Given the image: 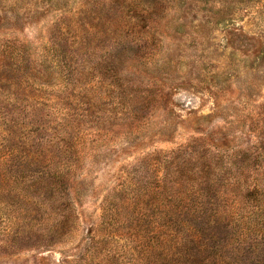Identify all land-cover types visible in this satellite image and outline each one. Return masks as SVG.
<instances>
[{
  "label": "rangeland",
  "instance_id": "obj_1",
  "mask_svg": "<svg viewBox=\"0 0 264 264\" xmlns=\"http://www.w3.org/2000/svg\"><path fill=\"white\" fill-rule=\"evenodd\" d=\"M2 140L0 264H264V0H0Z\"/></svg>",
  "mask_w": 264,
  "mask_h": 264
},
{
  "label": "trees",
  "instance_id": "obj_2",
  "mask_svg": "<svg viewBox=\"0 0 264 264\" xmlns=\"http://www.w3.org/2000/svg\"><path fill=\"white\" fill-rule=\"evenodd\" d=\"M6 98H7V100L9 101V102H11V101H15V99H11V97L10 96H6ZM8 107V106H7ZM15 109H13V113L14 112H16V110L14 111ZM17 114H19L18 112H17ZM12 122H13V126H15V127H20V126H22V124H20L18 121H17V119H12ZM18 129H20V128H18ZM5 148H6V146H5V144H4V140H2V141H0V157L1 156H3V155H5L6 154V152L4 151L5 150ZM181 150V149H180ZM11 152H12V150H10ZM4 152V153H3ZM110 199V201H109V203H108V205L106 204H104V206H103V208H104V219H103V221H102V224L104 223V225L106 224V225H108L109 224V219H107L106 218V214L107 213H109L108 211H109V209H111V206H110V204H111V198H109ZM133 202V201H132ZM127 206H130L131 205V203H130V200L129 201H125L124 202ZM121 205H123V202L121 203ZM169 228H171V227H169ZM171 232V231H170ZM172 233V232H171Z\"/></svg>",
  "mask_w": 264,
  "mask_h": 264
}]
</instances>
